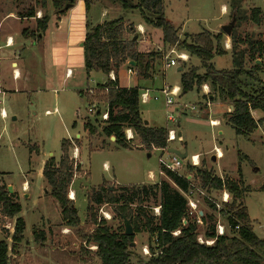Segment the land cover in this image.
Instances as JSON below:
<instances>
[{
  "label": "rangeland",
  "instance_id": "rangeland-1",
  "mask_svg": "<svg viewBox=\"0 0 264 264\" xmlns=\"http://www.w3.org/2000/svg\"><path fill=\"white\" fill-rule=\"evenodd\" d=\"M222 6L226 7L225 13L222 12ZM104 7H107L108 12L102 16ZM163 7L164 18L173 28L167 37L161 28L147 25L138 10L124 9L113 0L92 3L89 19L111 20L123 17L130 19L135 26L141 23L145 27L144 33L134 34V40L139 51L152 54L151 78L141 82L143 78L136 72L129 74L140 81L139 110L142 119L148 126L174 131L175 139L167 140V147L186 152V164L191 162L193 154H200V159L204 160L203 166L214 175H223L234 181L242 180V184L248 187L243 203L252 230L264 240V121L249 134H237L226 123L232 110L228 107L229 101L215 96L209 105H202L207 98L203 96V102L201 93L208 95L210 92L201 87L200 92L195 89L186 93L179 91L178 95L173 96V103L166 105L161 93L164 85L180 86L178 67L183 65L186 70L200 65L196 57L186 53L187 60H177L176 66L163 70L164 57L173 49L174 52L170 55L172 58L181 52L178 42L185 34L221 32V26L231 21L235 11L238 17L232 28L235 35L243 41H264V0H163ZM253 8L261 10L258 23L252 20ZM130 20L124 22L128 25ZM125 35L132 36L131 33ZM225 41L227 43V36L223 34V49H229V44ZM30 45L27 43L26 48L17 51L22 54L21 60H18V68L24 66L21 65L24 63L36 67L34 75L40 76L43 72V81L39 82L43 89L40 93L32 92L28 86H22L20 81L19 84L16 83L18 92L14 94L18 98L11 100V104L0 106L7 115L2 116L0 113V184L13 187L21 207L17 216H21L25 223L22 241L16 244L13 251L9 249V264H100L94 254L96 247L92 243H86L84 237L94 228L86 213V199L91 189L103 185L114 191L118 185L157 183L160 178L168 180L165 174H159L161 166L158 158L168 161L170 153L156 148L148 151L128 129L125 136L131 141L127 147L113 142L114 138L107 137L102 132L104 105L96 101L87 102L84 96L79 95V91L92 90L104 83L107 76L100 72L86 74L84 67H80L74 70L72 77L64 84L62 80L54 84L48 70L41 71L34 64L36 60L33 57L42 59L43 50L34 44ZM239 46L244 48L246 44L241 43L237 45L238 48ZM211 63L218 70L233 67L231 55L215 54ZM244 64L246 69L259 65L254 71L264 83V54L254 62L247 58ZM202 71L199 67V72ZM122 83L134 86V79L124 78ZM53 88L56 89L57 99L54 91H50ZM145 89L148 90L147 99L142 101ZM191 106H195V111L190 109ZM251 115L257 119L261 117V112L255 110ZM169 116H173L174 120H169ZM213 118L218 120V125L210 123ZM86 122L95 129L93 133L86 129ZM64 138L69 139L73 145L69 150L73 168L80 165L79 170H74L67 194L68 199L73 201L79 218L75 227L65 224L61 208L50 195V187L42 176L44 162L49 157H54L55 160L60 158V143ZM217 148L223 153V157L212 161L211 156L215 155ZM200 164L201 161L195 166L199 167ZM185 166L177 173L186 175ZM189 173L193 175L192 172ZM193 182L197 185L195 179ZM198 189L200 188L195 190V196L199 200L198 207L206 212L209 209L205 196L219 201L223 192L205 189L198 192ZM146 211L157 216L160 207L156 205ZM96 215L97 221L104 219L111 229L124 232L122 218L113 211V206H99ZM189 216L192 218L193 215ZM217 217L216 214L215 219ZM14 220L15 217H4L0 210V241H7L9 247ZM220 221L224 223V217L220 216ZM34 231L37 234L42 232L43 239H36ZM199 234L202 235L201 232ZM132 236L129 251L134 262L139 255H149L148 244L154 242V238L145 228L134 232Z\"/></svg>",
  "mask_w": 264,
  "mask_h": 264
},
{
  "label": "trees",
  "instance_id": "trees-1",
  "mask_svg": "<svg viewBox=\"0 0 264 264\" xmlns=\"http://www.w3.org/2000/svg\"><path fill=\"white\" fill-rule=\"evenodd\" d=\"M75 0H50V5L56 16L63 15ZM96 0H83L87 11ZM122 8L138 10L142 20L153 27L161 28L167 37L173 30L172 26L164 18L163 0H113ZM42 3L43 0H42ZM235 22L238 17L235 11L232 13ZM259 8L251 10L252 20L259 22ZM28 16H31L29 13ZM49 22L48 13H44L36 23V29H23V35L38 34L46 30ZM132 34L126 37L125 34ZM135 28L131 23L124 24L122 17L106 20L96 25L85 24V35L82 43L83 65L86 74L100 72L109 75L129 61L127 64L135 70L143 79L151 78L152 54H144L137 49L134 40ZM223 34H212L209 31H201L197 34H185L178 42V49L189 56L196 57L200 65L192 66L180 71V91L186 93L195 89L200 92L206 84L210 93L205 96H218L223 101H229L232 110L226 123L237 134H249L264 121V83L255 74L259 65L253 69L244 68L245 59L253 62L264 54V41L239 39L232 29L229 37L231 43V56L233 67L229 69H215L211 59L216 55H223ZM176 40V39H175ZM245 43L244 48L237 45ZM199 67L203 70L199 72ZM94 90V91H93ZM88 102H98L104 105L102 132L107 137H113L116 144L127 147L131 139L125 136V130L131 129L138 142L148 151L156 148L167 147V128L151 127L144 124L139 110L140 88L119 86L117 78L109 77L104 83L98 84L94 89L79 91ZM252 110H259L261 117L254 119ZM75 122L73 123V125ZM86 129L93 133L95 129L86 122ZM77 140V139H75ZM69 139L64 138L60 143L61 155L58 160L49 157L43 164L42 176L50 187V195L61 208V215L65 224L75 227L79 223L73 201L68 199V188L71 183L74 170H79L77 164L73 168V162L69 150L72 147ZM167 179L150 184L118 185L114 191L108 187L99 185L92 188L87 197L86 213L88 220L94 225L86 243H92L96 247L95 256L100 264H264V240L253 232L243 197L248 187L242 184V180L234 181L214 175L211 170L200 166L186 164L185 172L193 173L188 180L184 175L175 171L163 169ZM170 180V181H169ZM201 187L206 191H223L230 194L231 199L223 203L220 210L207 201L209 211L202 214L201 229L194 219L188 215L187 200L183 193L191 188V185ZM15 192L8 193L7 185L0 184V210L4 217L14 218L13 232L10 236L11 245L7 241H0V264H9V249L14 250L16 244L23 239L25 223L21 216H17L21 210ZM109 204L120 218L125 216L130 219L134 232L145 228L154 238V242L148 244L149 255H139L136 261L131 260L129 251L132 235H125L123 230H113L104 219L97 221L96 211L99 206ZM159 206V215H153L146 211L153 206ZM134 206V209H132ZM224 217L226 231L224 235L215 233V215ZM185 221V222H184ZM200 229V230H199ZM174 232H178L174 235ZM202 233L205 239H213L211 245L197 242V235ZM36 239H43V233L37 234Z\"/></svg>",
  "mask_w": 264,
  "mask_h": 264
},
{
  "label": "crops",
  "instance_id": "crops-1",
  "mask_svg": "<svg viewBox=\"0 0 264 264\" xmlns=\"http://www.w3.org/2000/svg\"><path fill=\"white\" fill-rule=\"evenodd\" d=\"M43 2L44 3H42V0H31L30 2L27 0H0V106L11 104V100L18 98V96L14 94L18 92L16 83L19 84L20 81H22V86H28V89L32 92L40 93V91H42L41 89H43L41 87L44 78L43 72L40 76L38 74L34 75L33 73L36 67L28 66L24 63L21 64L24 66L18 68V60H21L22 55L17 52L18 50L26 48L27 43H30V46L34 44L36 47L42 49V59L36 56L33 57L36 60L34 64H37V69L41 71L45 69L48 70V75L51 76L50 80H53L54 84H57L60 80H62L61 82L64 84L67 79L72 77L75 69L84 67L82 43L85 35V24L88 22L91 25H96L106 21L100 18L89 19L90 8L87 11L85 10L83 0H75L74 4L61 16H56L54 14L50 5V0H43ZM221 9L222 12L225 13L226 7L222 6ZM102 11L101 15L103 16L106 11L108 12L107 7H104ZM29 13L31 16H28ZM44 13H48L49 22L43 34L39 33L38 37H34L30 34L28 36L23 35V29L32 31L36 29L37 20ZM105 15H107V13ZM116 18L119 17H115L114 19ZM122 19L123 21L130 20L123 17ZM130 23H132L131 20ZM124 24L126 25L127 23L124 22ZM132 25L136 32L140 34L145 32V27L141 23H138L137 26H135L134 23ZM231 43L230 37L227 36L226 44H229V46H226L229 49H224V55H231ZM239 48L243 47L239 46ZM245 62L246 59L244 63ZM127 64H123L117 72L109 73L106 79L113 76L117 78L119 86L132 87L122 83L124 78L128 79L131 77L134 79V86L140 85V81L137 77L133 75L129 76L127 73ZM133 71L135 72L134 69ZM32 81H34V83ZM143 81H149V79L141 80V82ZM39 82L41 83L39 84ZM50 91H54V97L57 99L56 89L53 88ZM209 92H211L210 89ZM201 94L202 97L206 95L204 93ZM206 98L207 101L204 102L205 98L203 97L204 103L202 105H209L210 101L214 99L215 96L212 94L208 97L206 96ZM228 107L231 108L230 102ZM1 111L7 116L4 108L0 107V112ZM193 111H195V109ZM254 111L255 110H252L251 112L253 113ZM258 118L260 117H257V119ZM211 120L218 122V120L214 118ZM128 130L134 135L131 129ZM180 135L181 133H179V139H181ZM168 148L169 147H166V151ZM217 152L219 153L218 157L222 158L223 153L218 150V148ZM192 156L197 157V162L201 161L204 165V160L200 159V154H193ZM212 157H214V159H212ZM218 157L212 155L211 160L216 161ZM148 176L150 177L151 175ZM218 177L223 178L225 176L218 175ZM200 211L202 214L206 213V211L201 209Z\"/></svg>",
  "mask_w": 264,
  "mask_h": 264
},
{
  "label": "built area",
  "instance_id": "built-area-1",
  "mask_svg": "<svg viewBox=\"0 0 264 264\" xmlns=\"http://www.w3.org/2000/svg\"><path fill=\"white\" fill-rule=\"evenodd\" d=\"M174 52V49L171 50V52L166 55L163 59V62H162V66H163V70L166 71L167 69L171 68V67H174L177 65V60H182V61H185L188 59V56L185 52L181 51L179 53L176 54V57L175 58H172L170 55ZM127 73L128 74H133L134 71L132 68L130 67H127ZM110 79L114 80V77L113 76H110ZM204 88V90L206 89L207 92L209 91V88L208 86L205 84L202 86ZM147 89L144 90L143 94H142V101L146 100L147 99ZM161 93L164 95V98H165V104L166 105H170L173 103V96H176L178 95L179 93V88L178 87H169L167 85H164L162 88H161ZM191 110H194L195 107L194 106H191L190 107ZM2 116H5L4 112L1 111L0 112ZM107 117V114L106 113H103L102 115V118L103 119H106ZM169 120H174V117L173 116H169ZM215 120H210V123L212 125H218V122L215 124L213 123ZM175 139V133L172 129H170L167 133V140L169 141H172ZM164 150H166V148H163ZM215 155L216 157L219 156V153L216 151L215 152ZM197 158V157H196ZM195 157L192 156V160L191 162H189V164H192V165H197L198 162L196 160ZM185 160V159H184ZM183 159H180L177 155L175 154H170V158L168 159V161H164V159H162L161 157L158 158V163L160 164L161 168L159 169V174L161 175H164V170L163 169H168V170H171V171H175L177 172L178 170H180L181 168H183L185 166V162H184ZM188 180H191L193 181L192 177L193 175L192 174H186L184 175ZM198 186L194 185V183L191 185V188L184 192L183 195L184 197L186 198L187 200V207H188V215H193L192 218L194 219L195 223L198 224V225H202V213L198 207V197L195 196V190H197ZM200 189H203L201 187H199ZM198 189V192H203L202 190ZM205 194V193H204ZM206 199L211 202L212 204L215 205L216 207V210H220L221 207H222V204L223 203H227L229 202L230 200V194L227 193L225 190H223L222 192V195L219 199V201H216L210 197H207L205 196ZM158 207L154 208L155 211ZM218 217L216 218V222H215V233L216 235H224L225 234V231H226V227L224 225L223 222L220 221V215L218 214L217 215ZM178 232H174L173 234L176 235ZM197 242L199 243H204L206 245H211L213 244L214 240L213 239H205L203 237V235L201 234H198L197 237ZM144 251H146L144 249Z\"/></svg>",
  "mask_w": 264,
  "mask_h": 264
},
{
  "label": "water",
  "instance_id": "water-1",
  "mask_svg": "<svg viewBox=\"0 0 264 264\" xmlns=\"http://www.w3.org/2000/svg\"><path fill=\"white\" fill-rule=\"evenodd\" d=\"M70 5H71L70 3H67L65 5V9H68L70 7ZM234 24H235V17L233 16L229 23L224 24V25L221 26V30L224 32L225 35L229 36L231 31H232V28H233ZM134 39H135V37H134ZM128 64L129 65H134L135 62L129 61ZM181 70H182L181 67L177 68V71L180 72ZM231 108H232V106H231ZM144 124H147V122L144 121ZM167 151L170 154L172 153V154L177 155L180 159H183V160L187 157V153L186 152H181L180 150H178L176 148L169 147L167 149ZM212 159H214V157H212ZM7 190H8V193H12L13 192V187L11 185H8L7 186ZM122 223H123V226H124V234L128 235V236L133 235L134 230H133V227H132V225L130 223V219L126 218L125 216H122ZM131 245H133V243H131Z\"/></svg>",
  "mask_w": 264,
  "mask_h": 264
},
{
  "label": "bare ground",
  "instance_id": "bare-ground-1",
  "mask_svg": "<svg viewBox=\"0 0 264 264\" xmlns=\"http://www.w3.org/2000/svg\"><path fill=\"white\" fill-rule=\"evenodd\" d=\"M213 123H215V124H216L217 122H216V121H214ZM195 158H196V157H195ZM196 160H197V158H196ZM71 197H72V196H71Z\"/></svg>",
  "mask_w": 264,
  "mask_h": 264
}]
</instances>
